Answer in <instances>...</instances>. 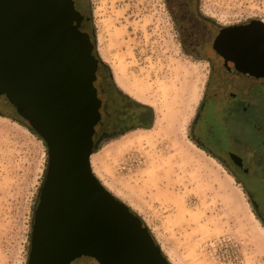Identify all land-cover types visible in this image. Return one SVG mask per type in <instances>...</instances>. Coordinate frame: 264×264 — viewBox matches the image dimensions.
Wrapping results in <instances>:
<instances>
[{
	"label": "rangeland",
	"instance_id": "rangeland-1",
	"mask_svg": "<svg viewBox=\"0 0 264 264\" xmlns=\"http://www.w3.org/2000/svg\"><path fill=\"white\" fill-rule=\"evenodd\" d=\"M87 2L93 53L104 65L93 82L101 100L93 138L131 119L128 98L153 110L149 128L133 127L99 142L90 156L93 174L138 215L170 264H264V225L252 204L264 212V181L246 177L251 201L231 169L191 137L210 76L211 50L183 48L165 0ZM191 3L194 13L219 27L264 24V0ZM107 68L127 98L111 85ZM115 68L121 83L114 79ZM2 100L0 264H27L47 153Z\"/></svg>",
	"mask_w": 264,
	"mask_h": 264
},
{
	"label": "water",
	"instance_id": "water-1",
	"mask_svg": "<svg viewBox=\"0 0 264 264\" xmlns=\"http://www.w3.org/2000/svg\"><path fill=\"white\" fill-rule=\"evenodd\" d=\"M81 18L72 0H0V97L48 152L27 264H170L138 215L91 169L99 142L133 127L93 138L99 59ZM242 31L219 33L214 47L234 50L264 81V24Z\"/></svg>",
	"mask_w": 264,
	"mask_h": 264
},
{
	"label": "flooded vegetation",
	"instance_id": "flooded-vegetation-1",
	"mask_svg": "<svg viewBox=\"0 0 264 264\" xmlns=\"http://www.w3.org/2000/svg\"><path fill=\"white\" fill-rule=\"evenodd\" d=\"M72 1L74 9L82 16L79 30L93 42L87 0ZM194 18L197 21L204 19V27L212 30L199 45L200 49H210L212 54L206 56L210 76L197 108L191 136L199 146L227 165L234 177L244 183L246 177L264 181V81L253 74L251 67L234 50L223 45L214 47L219 33H240L253 22L219 27L198 14ZM100 66L104 67L99 61L97 69ZM124 126H127L125 122L114 127ZM252 165L256 170L252 171ZM248 192L251 201L254 200L253 193L249 189ZM252 204L264 225V212L256 202L252 201Z\"/></svg>",
	"mask_w": 264,
	"mask_h": 264
},
{
	"label": "trees",
	"instance_id": "trees-1",
	"mask_svg": "<svg viewBox=\"0 0 264 264\" xmlns=\"http://www.w3.org/2000/svg\"><path fill=\"white\" fill-rule=\"evenodd\" d=\"M191 2H193V0H175V1L165 0V3L167 5V7H168V9L170 10V12L172 14V17L174 18L175 22L178 24V28H179V31L181 33L180 34L181 44H182L183 48H185L186 50L192 49L195 52H199V50H200V46L199 45H200L201 41H204L206 38H208L209 35L211 34L212 30L209 27H206V28L204 27V23H203V22H205L204 19H201V21H197L196 18H194V15H196V13H194V10H192V8H194V4H192ZM175 13H178V15H176ZM180 16H183V18H180ZM106 70L108 72V77L110 78L111 85L115 88V84H114V82L112 80V77H111V74H110L108 68ZM115 90H116V92L118 94L123 95L124 97L127 98L126 94H123L122 92H120L116 88H115ZM128 99L130 100V102H131L132 106L134 107V109L129 114L131 119L129 121H124L126 123V125L127 126H132V127L149 128L151 126V124H152V119H153V110H152V108L150 106H148L146 104H143L141 102H138V101H136L134 99H131V98H128ZM12 118L16 122H18L19 124L24 126L29 132H31L33 135H35L39 140H41L43 142V144L45 145L46 153H48L45 142L29 126V124H28V122L26 120L21 118L18 114H17L16 118H14V117H12ZM113 130H116V129H113ZM113 130H111V131H113ZM111 131H108V132H111ZM96 150H97V148H94L93 149V153ZM47 160H48V156H47ZM47 160H46L45 168L43 170L42 180H41V184L39 186V190H40V187L42 185L43 179H44L45 174H46ZM235 178L238 179L237 177H235ZM238 182L242 183L244 190L247 193H249L248 192V188L245 185V183L243 181H241L240 179H238ZM38 197H39V192H38ZM38 197L36 199V204L34 206V211H35V207H36L37 202H38ZM33 221H34V212L32 214L31 231H32ZM141 222H142L143 226L145 228H147L142 220H141ZM147 230H148V228H147ZM30 238H31V233L29 235V241H30Z\"/></svg>",
	"mask_w": 264,
	"mask_h": 264
},
{
	"label": "bare ground",
	"instance_id": "bare-ground-1",
	"mask_svg": "<svg viewBox=\"0 0 264 264\" xmlns=\"http://www.w3.org/2000/svg\"><path fill=\"white\" fill-rule=\"evenodd\" d=\"M119 69H114V79H115V81H116V83L118 82V83H121L122 82V75H121V73H120V71H118Z\"/></svg>",
	"mask_w": 264,
	"mask_h": 264
}]
</instances>
